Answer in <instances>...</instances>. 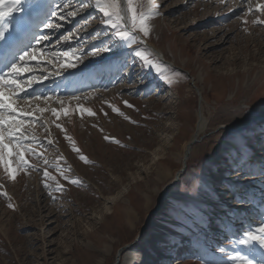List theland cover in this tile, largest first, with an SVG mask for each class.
<instances>
[{"label":"rangeland","instance_id":"rangeland-1","mask_svg":"<svg viewBox=\"0 0 264 264\" xmlns=\"http://www.w3.org/2000/svg\"><path fill=\"white\" fill-rule=\"evenodd\" d=\"M49 1L57 15L45 23L60 27L43 25L31 47L53 63L32 62L23 79L48 78L27 88L19 103L26 111L60 110L63 100L69 116L34 112L39 122L27 132L38 140L24 143L42 158L25 153L36 167L15 180L0 167V193H7L0 194V264H115L122 249L119 264H238V254L264 264V248L239 243L264 225V24L253 22L264 12L249 13L248 0H153L160 15L148 21L150 34L134 32L137 43L129 45L94 7L68 15L92 0ZM258 3L264 0H251L254 9ZM134 6L147 11L149 0ZM141 36L161 53L147 47L160 72L135 55L145 47ZM94 46L111 50L88 55ZM69 49L70 61L62 55ZM52 53L61 54L59 63H76V56L83 62L63 70ZM200 109L207 128L161 203L183 168ZM45 169L62 190L45 180Z\"/></svg>","mask_w":264,"mask_h":264},{"label":"snow or ice","instance_id":"snow-or-ice-1","mask_svg":"<svg viewBox=\"0 0 264 264\" xmlns=\"http://www.w3.org/2000/svg\"><path fill=\"white\" fill-rule=\"evenodd\" d=\"M24 0H0V40L6 39V33L9 31V25L6 22V18L12 16L15 12L22 11V4ZM221 3H226V0H221ZM249 7L248 12L253 11L264 12V3H258L253 8L251 0H248ZM70 5L65 4L63 8H68ZM87 7H94L97 9L103 16L102 23L107 25L109 28L114 30L113 35L120 41L129 43V45L137 43V37L133 35L134 32L142 33L144 37H147L150 34V25L148 21L154 16L160 15L159 7L160 5L149 0V8L147 11H140L137 7L134 6V0H92L91 4L82 3L80 9L71 11L68 13L69 16H76L79 11ZM51 16H56L55 11L49 13ZM64 19V17H60ZM254 23L264 24V20L257 18ZM45 28L60 27V25H53L50 23L44 24ZM70 37H64V40L67 41ZM41 40H46L48 37H40ZM143 43V41H140ZM111 48L108 46H94L93 50L88 53L91 56H97L102 52H108ZM45 52L42 48H36L29 46L25 50L21 51L18 56L13 54V59L5 64V68L0 70V167L3 168V171L7 174L8 178L15 180L18 171L35 168V165H30L28 160L25 159V153L32 154L34 153L37 157L42 158L41 153H35V150L31 147L25 145V141H32L33 143L37 142L38 138L35 135L27 132L28 128L33 127L39 118L34 115V112L44 113L50 111L57 120L61 118V115L67 117L69 116V110L64 107V101L58 100L61 104V109L57 110L56 108H40L38 105L33 111H26L20 107L21 99H28L27 88L32 87L33 83L39 81L40 79H47V76L36 77L34 75H28L27 81L23 79L25 74H30L33 72L32 62H36L37 65L42 63H53L52 59L44 60ZM56 58V62L59 63L60 55L57 53L51 54ZM64 57L71 60L75 56V50L69 49V51L62 54ZM137 57H140L144 64L149 67H156L157 71L160 72V68L153 63L150 58L152 53L149 52L147 47L138 48L135 52ZM76 63L65 62L59 63V68L67 70L68 68H75L77 63H82V57L76 56ZM55 66V65H54ZM163 75V73H161ZM54 75H61L60 71H56ZM179 76V73H175ZM164 78L168 81L169 84L172 83V80L167 76ZM32 99L40 100V96H33ZM49 98L44 97V100L47 101ZM73 99L79 100V97H73ZM125 105L132 107L128 104L127 101H124ZM79 111L87 113L89 116H94L95 113L91 109L83 108L78 106ZM112 110L119 115H124L120 112L119 108L112 106ZM128 117H125L127 119ZM57 128H61L60 124H56ZM72 146L73 151L80 153V149L76 146L75 141L72 140L70 136L65 137ZM109 139V137H105ZM119 143V141H115ZM49 144L52 143L51 140L48 141ZM84 163H89L90 161L84 155L79 157ZM59 159H63L61 156ZM45 164H48L47 160H44ZM66 163V161H65ZM53 167L58 168V163L53 165ZM70 170V166H69ZM60 175L63 176L65 180L69 178L64 176L63 170L60 169ZM261 174H264V168L261 170ZM43 175L45 180H53L56 183V189L62 190V185L59 181L56 180L55 176H52L47 169L44 170ZM73 184L80 183L79 180L73 179L70 180ZM48 186L47 184L45 185ZM2 187V186H0ZM7 196V193H0ZM10 199V198H9ZM9 207L13 205L9 204ZM246 238L241 239L239 243L248 245L249 243L258 244L261 248H264V225L260 226L255 231L248 230L244 233ZM238 264H253V262L248 259L246 256L236 257Z\"/></svg>","mask_w":264,"mask_h":264},{"label":"bare ground","instance_id":"bare-ground-1","mask_svg":"<svg viewBox=\"0 0 264 264\" xmlns=\"http://www.w3.org/2000/svg\"><path fill=\"white\" fill-rule=\"evenodd\" d=\"M36 2H37V0H24V3L22 4V11L23 10H25L29 15H31L34 19H36V15H37V12H36V9L38 8V7H40V6H36L35 7V4H36ZM45 2H48V0H46ZM35 7V8H34ZM42 7V6H41ZM23 17V16H22ZM11 18L12 19H15L16 18V16L15 15H12L11 16ZM141 40L140 41H143V43H147L149 46H153V48L156 50V48H155V45L154 44H152V43H150V42H145L144 41V39L142 38V36H141V38H140ZM28 48V47H27ZM26 49V48H25ZM24 49V50H25ZM157 51V50H156ZM158 53L161 55V53L158 51ZM202 109H203V107H202ZM207 128V120H206V118H205V116L203 115V113H202V118H201V120H200V123L198 124V126H197V131H196V134H197V136L199 137V135L200 134H202L204 131H205V129ZM189 145V144H188ZM188 145L186 146V150H187V148H188ZM186 150H185V153H186ZM191 156V155H190ZM189 159H190V157L187 159V163H188V161H189ZM184 160H185V154L183 155V164H184ZM178 183V182H177ZM110 204H111V206H112V203H111V200L110 201H107L106 202V207H105V209L107 210V209H110ZM131 215V214H130ZM132 216H130V220H132V218H131ZM129 220V221H130ZM133 256V255H132ZM168 260H173L174 259V256L173 255H167V257H166ZM150 260H152V258L150 259ZM149 260V261H150ZM135 261V256H133L132 257V259H131V262L133 263ZM145 261H147V260H145Z\"/></svg>","mask_w":264,"mask_h":264},{"label":"water","instance_id":"water-1","mask_svg":"<svg viewBox=\"0 0 264 264\" xmlns=\"http://www.w3.org/2000/svg\"><path fill=\"white\" fill-rule=\"evenodd\" d=\"M148 48H150L151 50H153L156 54H158V56H160L161 58V55L158 53V51H156L154 48L146 45ZM198 92V95L200 97V99H202V96H201V93L197 90ZM202 118V112H201V109H200V118H199V122L198 124L200 123V120ZM199 142V137L197 136V134L195 133V135L193 136V139L190 141L189 145H188V148L186 150V153H185V160H184V164H183V168L180 172H178L177 176H176V179L174 182H172L164 191L163 195H162V198H161V203L164 201V199L166 198L169 190L171 188H173L177 182L179 181L180 179V176L182 175L183 172H185L186 168H187V159L190 157L191 153H192V148L193 146ZM156 213V211L152 214L149 215V218L152 217V215H154ZM124 249L120 250L118 252V257H117V260H116V263L115 264H119L120 263V258H121V255H122V252H123Z\"/></svg>","mask_w":264,"mask_h":264},{"label":"trees","instance_id":"trees-1","mask_svg":"<svg viewBox=\"0 0 264 264\" xmlns=\"http://www.w3.org/2000/svg\"><path fill=\"white\" fill-rule=\"evenodd\" d=\"M188 168H190V167H188Z\"/></svg>","mask_w":264,"mask_h":264}]
</instances>
